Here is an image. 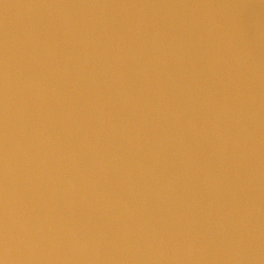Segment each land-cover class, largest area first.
Returning <instances> with one entry per match:
<instances>
[{"label":"water","instance_id":"1","mask_svg":"<svg viewBox=\"0 0 264 264\" xmlns=\"http://www.w3.org/2000/svg\"><path fill=\"white\" fill-rule=\"evenodd\" d=\"M0 264H264V0H0Z\"/></svg>","mask_w":264,"mask_h":264}]
</instances>
